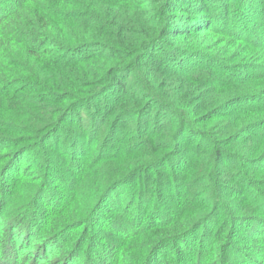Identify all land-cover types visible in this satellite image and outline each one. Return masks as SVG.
<instances>
[{
    "label": "trees",
    "instance_id": "trees-1",
    "mask_svg": "<svg viewBox=\"0 0 264 264\" xmlns=\"http://www.w3.org/2000/svg\"><path fill=\"white\" fill-rule=\"evenodd\" d=\"M0 216V264H264V0H0Z\"/></svg>",
    "mask_w": 264,
    "mask_h": 264
},
{
    "label": "rangeland",
    "instance_id": "rangeland-1",
    "mask_svg": "<svg viewBox=\"0 0 264 264\" xmlns=\"http://www.w3.org/2000/svg\"><path fill=\"white\" fill-rule=\"evenodd\" d=\"M151 120H152V118H151ZM150 120V121H151ZM128 128L126 129V130H129L130 128H135L136 127V125H135V122L134 121H132L131 123H130V125H128L127 126ZM106 138V137H105ZM104 138V139H105ZM103 139V140H104ZM106 140V139H105ZM100 147V146H99ZM102 147V146H101ZM184 158H185V154H182V156H181V159H182V161H184ZM28 165H31L32 164V162H33V159L31 158V157H27V161H25ZM107 161H104V163H106ZM104 163H99V165H101V164H104ZM171 163V162H170ZM33 168H35V164H33ZM193 181H195V180H193ZM189 182V181H188ZM187 182V183H188ZM184 188V191H185V193H190V194H194V187H189V188H187L186 186H184L183 187ZM195 188H197V185H195ZM131 191L130 190H127V191H118V192H114V193H112V194H110L109 196H111V201H112V203L116 200V199H119V198H123V197H128V193H130ZM144 200H145V202H146V200H147V196H145L144 197ZM152 212V211H151ZM153 213H154V211H153ZM134 218L136 217V215H132ZM149 219H150V216H148V217H145V219L144 220H142V222H146V221H149ZM1 220H2V218H1V216H0V223H1ZM9 222V221H8ZM8 222L6 223V219H5V221H4V223H1L2 224V230L3 231H5L6 232V229H7V226H8ZM13 227H15V229H14V232H16V234L18 233L19 234V231H18V228H17V223L16 224H14L13 225ZM17 228V229H16ZM131 230H133V228H128V229H126V231L125 232H130ZM199 233L200 232H202V230H200V231H198ZM115 232H113V231H106V234H107V237H105V239L103 240L102 239V241H109V242H112L113 243V246H112V249H111V247H110V249H107V250H101L100 248L98 249V245H96L95 243H93L92 244V246H91V252L92 253H94L95 254V256H100V261H101V264H103L104 263V261H105V259L109 256V255H111V254H115V253H119L120 252V248L119 247H117V246H115L114 244H116L115 243V241L114 240H116V239H114V237L116 236L115 234H114ZM207 236H210L209 234H207ZM197 237V236H196ZM195 237V238H196ZM31 241V242H30ZM30 241H28V244H27V247L28 248H25L24 250H23V248H22V246H21V244H19L18 246H19V248H17V249H21L20 250V255H18V254H16V259H24L25 261V264H30V261L28 260V259H33L34 260V258L32 257V256H34V253L36 252V244L34 243V242H32V240H30ZM126 244V246H128V253L130 252L132 255H135L136 253H137V249H135L133 246L132 247H129V246H131V245H133V243H131V238L128 240V242H126L125 243ZM24 245V244H23ZM88 245V243L85 245V248H88V247H86ZM17 246V247H18ZM38 249V248H37ZM70 250V248H68V251ZM187 251V253H180V254H183V256H182V260H179V259H176V257L174 256V255H172V250H162V258H163V263H161V264H193V262H194V260H195V254H196V252H195V249H193V248H191L190 250H186ZM75 252H77V249H76V251ZM45 254H47V253H44V255ZM41 256V255H40ZM92 256V255H91ZM42 257H44L43 255H42ZM52 258V257H51ZM109 258H111V257H109ZM257 258H259V256H257ZM36 260H38V259H36ZM54 261V260H53ZM56 261H59V260H56ZM37 262H41V261H37ZM182 262V263H181ZM81 264H87L88 263V257L86 256V255H83V257H82V261L80 262ZM59 264H63V262H61L60 261V263Z\"/></svg>",
    "mask_w": 264,
    "mask_h": 264
}]
</instances>
